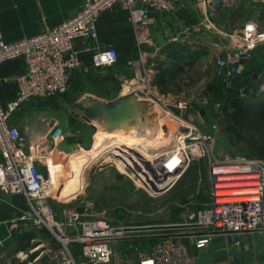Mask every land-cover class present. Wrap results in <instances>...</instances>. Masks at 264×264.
<instances>
[{"label": "built area", "instance_id": "1", "mask_svg": "<svg viewBox=\"0 0 264 264\" xmlns=\"http://www.w3.org/2000/svg\"><path fill=\"white\" fill-rule=\"evenodd\" d=\"M199 1L206 3L208 0ZM115 2H121L129 10L139 35L140 48L148 41L149 12L171 11L176 5V0H86L72 17L60 25L16 42L6 41L0 27V63L16 57H22L25 63V71L15 77L19 85L17 96L6 106L0 101V154L3 158L0 164V186L10 193H21L27 197L30 211L22 215V220L46 228L56 236L61 244L55 255L56 264H111V242L130 237L139 229L113 224L97 217L93 211L94 203L90 200L65 207L62 216H59L52 204V200L59 197L51 177L44 175L42 167H51L50 156L64 140V130L60 125L53 124L50 131L52 143L45 139L32 141L11 122V116L32 98H50L68 91L73 71L82 66L74 49L76 38H85L90 42L95 67L116 63L118 52L114 47L95 45L98 39L96 21ZM263 43L264 27L248 22L240 30L235 44L216 58L215 74L223 92L233 91L241 98L264 95V75L256 71L246 74L245 66L254 58L257 47ZM143 62L145 66L140 76L145 85L142 91L137 92L141 93V100L158 106L173 122L175 138L167 149L155 154L152 159L137 157V164L127 165V169L133 173L131 178L138 181L145 174L143 184L156 193L165 192L179 181L194 160L207 159L210 200L198 211L195 221L188 228L202 230L205 243L211 241L217 231L240 234L264 229V160L241 155H217L211 146L212 134L205 132L188 117L191 110L189 101L177 100L171 93L163 92L155 82L157 61L146 62L143 59ZM122 97L123 94L110 101L86 95L74 103L73 111L76 112V107L88 108L84 104L87 98L100 103L117 104ZM204 103L208 104L207 97ZM166 126L169 127V124ZM175 156L180 158V163L171 169L170 162ZM73 243L80 246L79 254L73 251ZM139 264L200 262L188 252L184 243L170 234L150 250L141 251Z\"/></svg>", "mask_w": 264, "mask_h": 264}, {"label": "crops", "instance_id": "2", "mask_svg": "<svg viewBox=\"0 0 264 264\" xmlns=\"http://www.w3.org/2000/svg\"><path fill=\"white\" fill-rule=\"evenodd\" d=\"M85 1L0 0V27L3 38L8 42H16L39 35L72 17ZM211 2L212 0H208L205 4L215 23L200 7L202 2L199 0H176L175 8L171 11L151 10L147 20L148 41L142 48L138 45L139 35L131 21L129 10L121 2H115L111 8L103 11L96 21L98 39L95 45L114 47L118 52L116 63L95 67L90 42L85 38H76L74 49L82 61V66L73 71L68 91L50 98L30 99L13 113L11 122L32 141L45 139L49 143H52L51 127L58 124L65 133V138L58 144V148L66 152L72 151L90 142L89 131L73 115L74 103L86 95L107 100L119 97L124 88L129 89L125 82L139 77L142 73L145 66L143 59H146V62L157 61L158 80L162 76L165 77L163 83L179 82V77H174L170 69L175 65L185 68L190 62L207 54L208 49L205 47L203 50L202 46V15L205 16L204 19L208 22L206 26L209 28H217L216 24L219 22L225 29L232 24L239 28L238 33L232 34L219 29L218 38L211 37V33L206 35L210 44H222V54L235 44L240 30L246 23L255 22L260 28L264 27V0H227L217 9ZM231 10L238 12L237 15L232 17ZM259 57L262 60L259 61ZM245 66L246 74L256 71L264 75V43L257 47L254 58ZM24 71L25 63L22 57L0 63V101L3 106L17 96L19 85L15 77ZM158 80L156 81L159 83ZM170 90L167 89L168 93ZM189 114L191 120L205 127L204 118L199 111ZM87 115L95 122L98 113L91 110ZM2 162L0 154V164ZM28 211L30 204L24 194H13L0 186V264L14 263L17 254H26L29 249L34 247L35 250L43 245L46 228L37 227L32 222L21 219ZM57 213L62 216V210ZM174 233L175 238L186 245L188 252L199 259L200 264H264V229L240 234L217 231L212 240L206 243L202 239L204 233L198 228H187ZM152 235L155 234L137 233L122 241L113 240L111 264H139L140 252L150 250L159 238ZM72 248L76 254L80 253L77 243H73ZM32 253L36 256L32 260H23L24 264H35L40 260L39 253Z\"/></svg>", "mask_w": 264, "mask_h": 264}, {"label": "rangeland", "instance_id": "3", "mask_svg": "<svg viewBox=\"0 0 264 264\" xmlns=\"http://www.w3.org/2000/svg\"><path fill=\"white\" fill-rule=\"evenodd\" d=\"M200 7L207 12L212 20L213 16L209 8H206V4L202 3ZM237 13L236 11L232 12V17L236 16ZM204 17L202 15L203 28L201 31L202 34L204 33L202 38L204 45L202 46L204 47L203 50L205 47L208 49L207 54H204L199 60L190 62L185 68L182 67V71L181 67L173 66L170 69V73L174 77L177 76L176 78L179 77V82L174 81V84L170 81L169 83H163L162 81L165 77L162 78V76L159 79L161 82L158 80V76H155V82L163 92L168 93L167 89L170 88V93L177 100L187 99L191 104V110L189 112L199 111L201 113L204 118L205 127L198 122L196 123L205 132L212 134L211 146L217 155L222 157L241 155L253 158L248 146L242 141L235 140L231 132L227 129L234 112L232 100L239 96L233 91L223 92L220 89L219 79L215 74V63L217 56L223 52V48H221L222 44L220 42H217L218 44L215 45L210 44L208 41L209 37L206 36L211 33V37L218 38L220 36L219 29L227 30L232 34L235 32L238 33L239 28L237 25L232 24L229 28L225 29L221 26V22L216 24L217 28H209L206 26L208 22ZM212 22L214 21L212 20ZM209 46H212V48ZM258 60L260 61L262 58L259 57ZM158 70L159 66L157 67V72ZM125 84L130 88L127 90L124 88L122 93L123 97L130 96L126 101H129L132 97H136L138 103L135 104L134 102L135 105L132 106H126L127 103L125 105L123 104L122 107L120 106L121 108H118L117 114L113 109L119 105L101 106L96 110L93 108L95 113H98L95 122L102 121L104 124L108 123L107 127H111L114 125L112 120H110L112 119L111 114L113 112L115 115L113 114L112 116L121 115L125 112H128L127 115L134 113L141 115V118L150 119L151 122L159 120L161 122L159 128L166 130L167 136L173 140L175 138L173 122L171 123L169 121L168 117L158 106L141 100V93L138 94L137 92V90H143L145 85L144 79L141 76L134 77L131 80L128 79ZM205 97L208 98V104L204 103ZM262 98H264V95L258 98L246 99L260 100ZM129 108H131L132 112H129L131 111ZM76 111L73 112L75 119L89 131L90 142L88 141L84 145V147L89 148L94 142L93 136L97 127L93 125L95 122L84 115L81 107L77 108ZM188 117H190V114H188ZM167 124H169V127L166 126ZM103 128L105 127L103 126ZM82 147L80 146L76 149ZM72 151L66 152L58 148L50 156L51 167L44 165L42 167L44 175L47 177L50 176L51 181L58 184L61 189L63 188L62 185H67V179L72 170L74 163L70 155ZM162 151L150 149L145 151L147 155L143 154L144 151H142V154L144 157L152 159L151 157H154L155 154ZM174 158L171 160L170 165L176 168L180 163V158L178 156L176 159ZM131 176H133L131 170H122L115 162H96L91 166L88 174L82 175L74 186L65 191L64 189L61 190L63 191V195H60L59 192L56 193L59 196H63L64 199L59 197V199L52 200V204L55 210L60 212L67 206H76L80 202L90 200L95 204L94 213L97 217L104 218L113 224L127 225L139 229V231L133 232L132 235L137 233H154L155 235L152 236L160 238L156 239L154 243L156 244L164 236L170 234L175 235L174 232L187 229L188 225H192L198 211L205 207L210 200L208 161L204 158L194 160L179 181L165 192L154 193L149 186L143 184L142 182L145 181L143 178H146L145 174H142L140 176L141 179H138V181L135 178V180L131 178ZM127 238L123 237L116 240L122 241ZM38 247L35 250L34 247L29 249L26 254H17V257L13 260L14 263L11 264H24L22 261L29 259V254L32 251H36L41 256L38 262L35 263L34 261L35 264H56L55 255L60 249L61 244L53 232L46 229L43 245Z\"/></svg>", "mask_w": 264, "mask_h": 264}, {"label": "bare ground", "instance_id": "4", "mask_svg": "<svg viewBox=\"0 0 264 264\" xmlns=\"http://www.w3.org/2000/svg\"><path fill=\"white\" fill-rule=\"evenodd\" d=\"M127 98L129 99L130 96L124 99L125 103L123 104L127 103L126 106L138 103L136 97H132L129 101H126ZM129 109L131 110V108ZM116 112L118 113V109L115 110ZM129 112H132V110ZM127 113L116 115V117L111 114L112 119H109L114 123L111 127H107L108 123H105V125L102 121L95 122L97 128L93 144L89 148L83 146L70 152L74 163L67 179L68 183L66 182L67 185H62L63 188L61 189L58 184L52 182L56 193L59 192L62 195L61 190L64 189L65 191L74 186L82 175L88 174L91 166L96 162L112 161L117 163L122 170H126L128 168L127 165L137 164L139 161L137 157L139 159L140 157L143 158L146 150L167 149L172 138L167 136L166 130L159 128L161 126L159 120L151 122L150 119L141 118V115L134 113L127 115ZM103 126L105 128L102 129ZM142 151H144L143 154ZM175 157L177 158V156ZM170 166L172 167L171 169H175L173 165ZM143 179L145 180V177ZM57 196L63 198V196Z\"/></svg>", "mask_w": 264, "mask_h": 264}, {"label": "trees", "instance_id": "5", "mask_svg": "<svg viewBox=\"0 0 264 264\" xmlns=\"http://www.w3.org/2000/svg\"><path fill=\"white\" fill-rule=\"evenodd\" d=\"M234 112L228 131L237 141L244 142L253 157L264 160V98L252 100L236 97L232 100ZM36 256L30 254L29 260Z\"/></svg>", "mask_w": 264, "mask_h": 264}, {"label": "water", "instance_id": "6", "mask_svg": "<svg viewBox=\"0 0 264 264\" xmlns=\"http://www.w3.org/2000/svg\"><path fill=\"white\" fill-rule=\"evenodd\" d=\"M225 2H227V0H212V2L210 4L213 5L214 8L217 9V8H219ZM124 99L125 98L122 97L117 104H110V103H105V102L100 103V102H96V101H91L89 98H87V99L84 100V104L87 105V106H89V107L86 108V109H83L82 108V112L84 113L85 116L89 117V115H87V112H90L91 110L94 112L93 108H95V110H96V109H98V107L107 106V105H111V106H117V105H119L118 107H114L115 108L114 110H117L120 106H122V104L124 102ZM77 108H80V107H76V109ZM79 210L82 211L83 209L80 207Z\"/></svg>", "mask_w": 264, "mask_h": 264}]
</instances>
